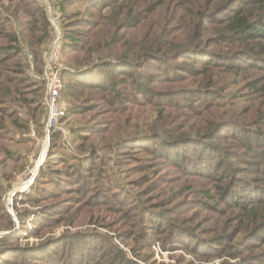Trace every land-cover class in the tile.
<instances>
[{"label": "trees", "instance_id": "obj_1", "mask_svg": "<svg viewBox=\"0 0 264 264\" xmlns=\"http://www.w3.org/2000/svg\"><path fill=\"white\" fill-rule=\"evenodd\" d=\"M58 4L60 56L67 58L62 90L69 104L84 102L83 96L94 92L105 94L100 100L109 106L130 97L126 102L133 108L130 136L138 137L129 140L150 135L163 139L159 157L185 178L211 183L200 191V202L222 217L234 214L223 232L210 239L211 247L195 238L193 248L204 257L264 264V0H59ZM50 32L39 0H0L1 194L27 161L24 149L32 141L22 135L34 129L40 137L44 127L40 76ZM78 105L67 114L71 120L76 117L74 122L88 113ZM75 129L71 135L81 141L91 133L78 134L82 128ZM50 141V155L57 156L39 169L41 182L52 172L59 152L68 151L60 134L53 133ZM130 148L145 151L146 146ZM141 210L136 213L140 220ZM230 219L234 229L228 227ZM183 231L180 228L178 234L191 235L186 236L191 241L194 231Z\"/></svg>", "mask_w": 264, "mask_h": 264}, {"label": "rangeland", "instance_id": "obj_2", "mask_svg": "<svg viewBox=\"0 0 264 264\" xmlns=\"http://www.w3.org/2000/svg\"><path fill=\"white\" fill-rule=\"evenodd\" d=\"M49 2L55 5L59 0ZM74 6L79 8V3ZM47 44L42 54L44 64L52 51V39ZM65 58L60 56L57 61L61 72L67 67ZM40 78L43 80V74ZM65 93L62 91L63 116L48 134L44 115L40 137L34 129L22 135L32 141L24 149L27 161L21 174L12 177L8 191L0 193V264L239 263L225 256L204 257L193 248L196 239L207 243V249L211 247L210 239L223 232L227 219L234 214L222 217L200 202V191L211 183L202 178H185L159 157L163 139L150 135L145 140H129L138 137L130 136L133 127L129 115L133 108L126 106L130 97L118 106H109L100 100L105 94L86 93L84 102L78 99L72 105L79 104L81 109L85 106L88 113L74 122L76 117L71 120L67 115L73 106ZM76 94L77 90L73 91ZM152 110L151 120L156 117ZM73 128L80 129L78 134L91 133L81 141L71 135ZM53 133L60 134L63 147L70 152L58 153V159H53L57 161L53 174L49 172L41 182L39 169L57 156L50 155ZM189 184L192 190L187 189ZM170 196L171 203L167 200ZM140 209L141 220L136 214ZM168 211L172 214L164 216ZM228 224L229 229L236 225L233 219ZM180 228L183 232L193 230L195 237L188 241L186 236L191 235L178 234Z\"/></svg>", "mask_w": 264, "mask_h": 264}, {"label": "built area", "instance_id": "obj_3", "mask_svg": "<svg viewBox=\"0 0 264 264\" xmlns=\"http://www.w3.org/2000/svg\"><path fill=\"white\" fill-rule=\"evenodd\" d=\"M40 3L43 4L46 9L47 18L51 25L50 39H52L53 42V44H51L52 51L49 54V58L45 61L42 72L45 91L43 104L47 110L43 121L48 134L49 129L56 124L58 118L63 116L64 113L63 107L61 106L63 91L62 73L57 63L60 58L59 54L61 47V33L57 21L60 7L58 3H55V5L50 4L49 0H40Z\"/></svg>", "mask_w": 264, "mask_h": 264}]
</instances>
